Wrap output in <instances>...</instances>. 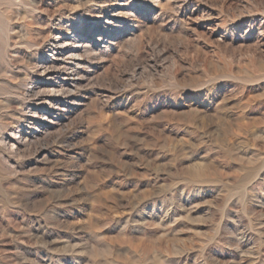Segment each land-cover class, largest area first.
I'll list each match as a JSON object with an SVG mask.
<instances>
[{
  "label": "rangeland",
  "instance_id": "rangeland-1",
  "mask_svg": "<svg viewBox=\"0 0 264 264\" xmlns=\"http://www.w3.org/2000/svg\"><path fill=\"white\" fill-rule=\"evenodd\" d=\"M0 264H264V0H0Z\"/></svg>",
  "mask_w": 264,
  "mask_h": 264
},
{
  "label": "bare ground",
  "instance_id": "bare-ground-1",
  "mask_svg": "<svg viewBox=\"0 0 264 264\" xmlns=\"http://www.w3.org/2000/svg\"><path fill=\"white\" fill-rule=\"evenodd\" d=\"M56 45H57V44H56ZM58 46H59V44H58ZM56 47H57V46H56ZM54 48H55V47H54ZM71 66H72V65H71ZM52 67H54V66H52ZM52 67H51V68H52ZM57 68H58V67H57ZM54 69H55V68H54ZM68 69H70V68H68ZM72 69H73V68H72ZM69 71H70V70H69ZM66 83H67V82H66ZM61 85H62V84H61ZM62 89H63V88H62ZM63 90H64V89H63ZM67 90H68V89H67ZM52 91H53V90H52ZM57 92H59V91L57 90L56 93H57ZM50 93H51V92H50ZM61 93H62V92H61ZM67 93L69 94V92H67Z\"/></svg>",
  "mask_w": 264,
  "mask_h": 264
}]
</instances>
